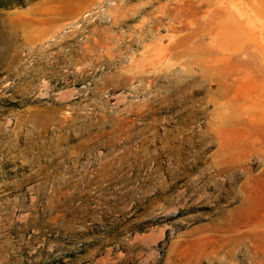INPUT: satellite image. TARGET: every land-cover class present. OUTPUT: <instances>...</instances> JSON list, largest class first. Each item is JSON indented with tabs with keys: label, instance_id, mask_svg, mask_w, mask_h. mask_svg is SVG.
Listing matches in <instances>:
<instances>
[{
	"label": "rangeland",
	"instance_id": "374dc122",
	"mask_svg": "<svg viewBox=\"0 0 264 264\" xmlns=\"http://www.w3.org/2000/svg\"><path fill=\"white\" fill-rule=\"evenodd\" d=\"M218 2L0 0V264H264V113Z\"/></svg>",
	"mask_w": 264,
	"mask_h": 264
},
{
	"label": "bare ground",
	"instance_id": "6f19581e",
	"mask_svg": "<svg viewBox=\"0 0 264 264\" xmlns=\"http://www.w3.org/2000/svg\"><path fill=\"white\" fill-rule=\"evenodd\" d=\"M216 7L222 15L221 30L217 33L222 44L221 51L230 58H241L242 61L243 76H230L228 87L233 89L231 97L240 95L249 107L264 113V72L259 66L264 60V30L255 26L254 21H249L244 10L245 0H219Z\"/></svg>",
	"mask_w": 264,
	"mask_h": 264
}]
</instances>
